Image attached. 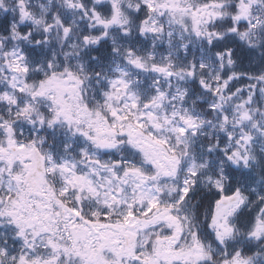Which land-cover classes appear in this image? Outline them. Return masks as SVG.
I'll list each match as a JSON object with an SVG mask.
<instances>
[{
	"label": "snow or ice",
	"instance_id": "6c2138e0",
	"mask_svg": "<svg viewBox=\"0 0 264 264\" xmlns=\"http://www.w3.org/2000/svg\"><path fill=\"white\" fill-rule=\"evenodd\" d=\"M0 264H264V0H0Z\"/></svg>",
	"mask_w": 264,
	"mask_h": 264
}]
</instances>
